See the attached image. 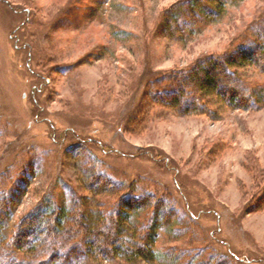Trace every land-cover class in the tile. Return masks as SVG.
Returning a JSON list of instances; mask_svg holds the SVG:
<instances>
[{
	"label": "rangeland",
	"instance_id": "rangeland-1",
	"mask_svg": "<svg viewBox=\"0 0 264 264\" xmlns=\"http://www.w3.org/2000/svg\"><path fill=\"white\" fill-rule=\"evenodd\" d=\"M188 1L0 0L7 238L48 201L69 207L76 189L108 213L138 198L137 228L157 220L156 261L135 264H264V98L228 107L184 79L256 41L264 0L228 1L214 17ZM232 71L264 94V70ZM95 173L113 187L93 194Z\"/></svg>",
	"mask_w": 264,
	"mask_h": 264
},
{
	"label": "trees",
	"instance_id": "trees-1",
	"mask_svg": "<svg viewBox=\"0 0 264 264\" xmlns=\"http://www.w3.org/2000/svg\"><path fill=\"white\" fill-rule=\"evenodd\" d=\"M228 1L233 0H197L196 4L206 11V16L214 17L215 14L220 15ZM260 30V36L250 45L200 62L184 79L193 81L203 95L219 97L228 107H254L264 94L260 92L262 94L258 96L246 81L237 77L232 68L247 64L264 70V27ZM152 80L145 79L146 84ZM189 104L185 103L186 106ZM91 176L95 179L89 180L88 187L95 195L114 185L108 180L103 182L101 178H96L100 174ZM73 193L69 207H56L48 201L46 206L32 210L21 219L9 238L4 229L12 215V208L9 202L1 199L0 264H74L87 256L102 260L121 258L133 264L156 261L154 244L159 223L153 219L146 228H137L130 222L131 210L143 208L138 198L123 195L119 197L116 212L108 213L93 206L76 189ZM156 205L153 208L158 212Z\"/></svg>",
	"mask_w": 264,
	"mask_h": 264
}]
</instances>
